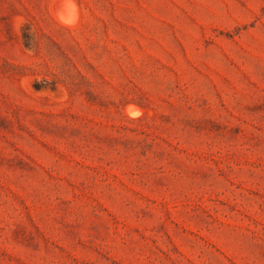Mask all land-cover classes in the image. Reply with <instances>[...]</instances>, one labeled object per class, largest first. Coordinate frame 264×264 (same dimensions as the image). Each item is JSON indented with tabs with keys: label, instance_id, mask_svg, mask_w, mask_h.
I'll return each mask as SVG.
<instances>
[{
	"label": "rangeland",
	"instance_id": "374dc122",
	"mask_svg": "<svg viewBox=\"0 0 264 264\" xmlns=\"http://www.w3.org/2000/svg\"><path fill=\"white\" fill-rule=\"evenodd\" d=\"M0 264H264V0H0Z\"/></svg>",
	"mask_w": 264,
	"mask_h": 264
}]
</instances>
